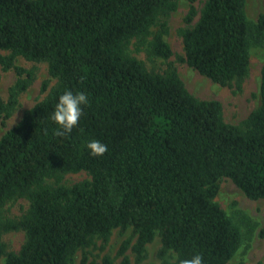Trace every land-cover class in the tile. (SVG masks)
Instances as JSON below:
<instances>
[{
	"label": "trees",
	"instance_id": "obj_1",
	"mask_svg": "<svg viewBox=\"0 0 264 264\" xmlns=\"http://www.w3.org/2000/svg\"><path fill=\"white\" fill-rule=\"evenodd\" d=\"M178 1L0 0V67L17 76L8 100L0 96V119L35 77L17 57L47 63L56 79L0 137V209L28 201L19 218L0 217L6 264H72L77 250L96 239L104 248L113 229L127 227L136 239L122 242L120 264H129V248L140 261L156 235L159 264H172L169 252L229 264L240 248L241 228L215 197L225 177L246 197L264 199V62L259 106L231 124L221 103L194 96L174 67L156 72L127 54L130 39L151 35L150 54L173 55L165 37ZM195 1L178 30L179 60L213 82L239 86L251 48L264 43V14L248 19L246 0H204L199 11ZM66 89L85 92L89 102L71 132L58 135L51 113ZM93 139L107 145L100 156L86 146ZM81 171L89 178L61 183ZM11 230L24 231L25 240L5 252L1 234ZM82 264L97 263L84 254ZM98 264L113 260L105 255Z\"/></svg>",
	"mask_w": 264,
	"mask_h": 264
},
{
	"label": "rangeland",
	"instance_id": "obj_2",
	"mask_svg": "<svg viewBox=\"0 0 264 264\" xmlns=\"http://www.w3.org/2000/svg\"><path fill=\"white\" fill-rule=\"evenodd\" d=\"M204 0H196L195 7L199 11ZM189 0H179L178 7L168 18V33L166 41L170 45L173 55L167 59L153 56L148 51V41L151 35L144 39L132 38L129 40L125 52L141 59L149 70L163 72L169 66L174 67L185 86L194 96L200 99H215L222 105L223 118L231 124H239L248 114L260 104V81L261 67L264 62V43L261 46L251 48L249 73L241 81L239 86L235 81L229 85H221L201 75L185 61L179 60L184 56L182 39L178 30L185 25L184 17L189 10ZM245 12L248 19L255 21L259 15L264 14V0H246ZM198 15L194 17L196 21ZM156 27H152L154 31ZM0 53H6L1 51ZM15 63L25 69H34V80L31 85L18 96V104L8 118L0 119V137L13 127L22 117L25 110L31 108L35 103L42 100L56 84V79L48 74L47 63L31 62L22 57H17ZM14 70L2 71L0 67V96L4 101L8 100L9 87L15 82ZM46 87L43 89V83ZM89 178L88 174L81 171L69 173L63 177L62 184L71 185L74 182ZM52 182V180H49ZM219 205L233 218L240 226L243 233V240L240 248L233 256L229 264H264V199H250L229 179L219 180V190L215 197ZM28 206V201L23 198H15L7 202L0 209V217L19 218ZM242 216L247 219H242ZM126 239L134 243L136 235L132 227L122 230H112L108 242L101 248V240L96 239L95 245L75 252L72 264H82V258L86 254L87 261L100 263L105 255H109L113 264H120L122 256L119 249ZM1 240L5 252L18 251L25 240V233L22 230L3 231ZM161 247L159 236L146 245L145 253L140 261H136V254L129 248L125 254L128 256L129 264H159L162 262L159 257ZM173 252H169L166 258L171 261ZM0 264L5 263V257L0 258Z\"/></svg>",
	"mask_w": 264,
	"mask_h": 264
},
{
	"label": "clouds",
	"instance_id": "obj_3",
	"mask_svg": "<svg viewBox=\"0 0 264 264\" xmlns=\"http://www.w3.org/2000/svg\"><path fill=\"white\" fill-rule=\"evenodd\" d=\"M88 96L85 92H73L66 89L57 99L55 107L51 113V119L58 125L56 130L58 135H64L71 132L77 125L82 113L84 105L88 104ZM87 148L91 155L100 156L107 150V145L100 140H89ZM172 264H204L201 254L196 253L190 258L181 259L175 253L171 257Z\"/></svg>",
	"mask_w": 264,
	"mask_h": 264
}]
</instances>
